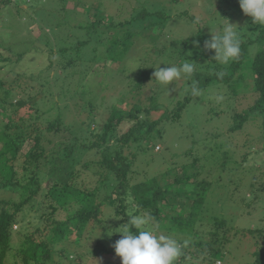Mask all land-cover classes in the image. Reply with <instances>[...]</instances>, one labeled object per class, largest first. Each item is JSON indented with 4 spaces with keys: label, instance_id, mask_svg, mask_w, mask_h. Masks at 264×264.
I'll return each mask as SVG.
<instances>
[{
    "label": "rangeland",
    "instance_id": "rangeland-1",
    "mask_svg": "<svg viewBox=\"0 0 264 264\" xmlns=\"http://www.w3.org/2000/svg\"><path fill=\"white\" fill-rule=\"evenodd\" d=\"M197 15L207 24L198 32L193 27ZM227 21L234 28L239 27L242 41L248 44L251 55L264 44L256 39L263 27L253 24L251 17L242 12L239 0H0V54L5 57L0 60V81H7L0 88V101L16 72L32 74L33 81L24 89L26 94L21 95L32 96L39 92L41 96L36 107L26 104L16 111V116L27 122L36 108L41 121L47 123L59 115L61 131L43 133L45 150L50 152L61 143L73 147L63 170L73 172L71 182L79 188L93 189L99 173L107 174L109 183L95 196L97 200L109 197L100 207L99 217L104 224L89 221L81 232L72 227L62 239L53 242V231L45 226L55 220H65L71 208L78 204L70 206L69 203L68 209L56 211L48 220L46 215H40L48 212L42 203H47L44 193L54 178L49 167L51 163L41 164L37 169L40 189L18 214L19 222L12 227L14 248L25 235L33 234L48 243L54 264H120V258L113 252L92 255L97 240L114 250L112 245L121 238V234L115 232L108 236L110 229L122 227L119 219L113 217L119 204L117 192L121 188L115 186L112 174L97 164L99 149L120 146L132 162L128 185L150 179L156 184L171 182L164 171L189 164L192 157V160L199 158L194 167L200 173L186 182L189 187L191 182L203 181V187H207L204 203L198 205L187 200L183 215L189 216L192 209L200 213L203 224L197 221L194 230L202 236L213 228V218H223L225 223L219 229V237L227 229L228 242L226 250L214 258L220 259L221 264L253 263V252L264 247V140L254 139L257 137L254 133L241 138L236 135L238 131L227 129L233 113L244 107L239 99L247 106L258 97L251 86L241 90L238 99L227 93L225 83H213L215 85L207 86V90H201L199 97H191L177 119L165 118L163 112H172L176 100L190 92L191 81L174 82L176 91L169 96L152 76L142 95L128 92L132 84L130 77L138 66L150 64L155 71L154 67L161 63L172 65L184 59L191 60L198 64V73L193 76L196 82L205 73L225 71L227 66L213 59L214 50H202L203 45L194 47L192 41L201 44L200 41L210 39V29L222 30ZM190 32L195 34L185 38ZM261 36L264 38V33ZM117 37L124 41L121 40L117 48H111ZM164 64L158 67H168ZM133 68L136 69L131 71ZM238 73L235 71L232 77H238ZM250 80L248 75L243 83L251 84ZM168 87L172 89L174 85ZM152 93L160 106L148 113V117L153 120L162 116V119L147 139L140 135L135 141L119 144L117 136L131 124L126 120L110 131L107 140L98 138L99 147H84L97 139V133L101 132L113 108L125 114L136 104H147L148 95ZM216 94H223L224 101L217 103L213 99ZM141 115L145 116L142 112ZM3 119L0 116V122L3 123ZM260 121L261 117L254 116L246 126L251 127L250 131L260 125ZM31 144L30 138L24 141L21 156L15 163L13 179L18 185L13 189L0 186V198L21 199L20 185L27 181L33 169L30 165L24 166L22 155ZM193 170L188 168V172ZM179 173L185 177L187 171ZM126 192V216L129 217L135 207H132L129 191ZM178 200L179 207L182 195ZM170 209L168 212L172 213ZM183 233L187 235L189 231ZM19 258L15 251L14 256H8L7 262L20 264ZM206 263L204 254L196 255L190 250L181 262Z\"/></svg>",
    "mask_w": 264,
    "mask_h": 264
},
{
    "label": "trees",
    "instance_id": "trees-1",
    "mask_svg": "<svg viewBox=\"0 0 264 264\" xmlns=\"http://www.w3.org/2000/svg\"><path fill=\"white\" fill-rule=\"evenodd\" d=\"M6 1L9 2V0ZM263 33L264 27L260 30L259 37L256 38L262 44L264 43V38L261 36ZM121 40L124 41V38L117 37V39L112 42V47H110L117 48ZM200 43V45L204 44L203 41H200ZM4 58L5 57H2L0 54V60ZM237 70L239 71L238 77L233 78L232 74ZM152 71L153 68L150 64L138 66L137 70L134 71V76L130 77L129 81L132 84L128 92L130 94L133 92L142 95L145 92L147 82L154 76ZM222 72H224L223 78L217 76L218 72L216 71L215 73H205L199 77L197 86L201 90H207V86L215 85L213 83L217 84V82L220 81L219 83H225L222 84L228 89L229 92L227 93L238 96V99L241 98L240 95H238L241 90H244L248 85L251 86L252 92H255L258 97L252 104H248L247 106L242 104V101L239 99V104L244 107L233 113V120L228 125L227 129L229 131H238L236 135H240L241 138H244V136L247 137L249 133H254L253 135L257 136L254 139L263 141L264 44L258 47L254 54L251 55L248 44L242 41L239 59L227 65L226 70ZM248 75L251 76V84H244L243 80ZM13 76L9 87L4 89V96L0 101V116L4 118L3 123L0 122V178L2 179V181H0V186L2 188L13 189L18 185L13 179V175L16 173L14 169L15 163L21 156L22 144L29 138L32 140V144L22 157L24 166L30 165L33 169L27 181L23 185H20L21 199L19 201L0 198V264H9L7 258L8 256H14L15 251L20 255V264H46V262L54 264L55 262L50 258L48 243L42 239L35 238L33 234L25 235L23 240L18 244V247L14 248L12 245L14 239L12 227L15 223L19 222L18 214L36 197L35 195H37L40 189L37 169H39L41 164H48L50 162L51 165L49 167L51 175L54 177L53 182L47 187L44 193V198H47V203H42L43 209H47L48 212H42L40 215H46L48 220V217L56 211L68 209L69 203L70 206L74 203L78 204V207L71 208V213L65 220H55L51 222L50 226H45V228L53 231V242L62 239L72 227L78 232H81V228L88 224L89 221H93L100 225L104 224L102 218L99 217V214H101L100 207L107 203L105 199H109V197L104 196L102 199L97 200L95 196L109 184L108 177L105 173H99V178L95 185L96 187L94 186L91 190L81 189L71 182L73 172L71 170L65 172L63 168L67 162L66 159L73 151V147L61 143L57 148L48 152L45 150V146L42 145L43 133L45 131L54 132V134H58L61 131L59 115L56 119L43 123L41 121V114L38 113L35 108L33 109V113L27 117V122L23 117L18 118L16 116V111L26 104L32 108L36 107L41 93L37 92L32 96L21 95L26 94L24 89L27 88L30 81H33L34 77L32 74L27 75L20 72H16ZM5 82L0 81V88L4 87ZM23 82L25 83L23 84ZM18 93H20V95H17ZM191 97L189 92L183 99H177L171 113H167L166 111L163 112L165 118H179L181 110L190 101ZM147 101V104H136L132 106L125 114H122L117 108H113L106 122L101 126V132L97 133V139L84 147H86V149L99 147L100 142L98 138L107 140L110 131L116 129L120 123L126 120H130L131 124L117 136L119 144H128L130 141L137 140L140 135L147 139L149 136L148 134L154 130L155 126L162 119V116L153 120L148 117V113L158 109L160 106L158 102H156V95L153 93L149 94ZM141 112L145 114L144 117H142ZM254 116L261 117L260 125L249 131L251 127L246 126V123L251 121ZM99 152L100 158L97 160V164L106 172H110L115 179V186L121 188V190L117 192L119 204L118 208L115 209L114 216L122 215L120 216L121 219H119L122 225L127 223L130 219L126 216L128 205L125 202L128 195L126 191H129L133 200L131 202L132 207H135L133 214H139L141 210L151 213L156 218L161 228L167 233L175 234L178 238H189L191 240V246L188 250L196 255L204 254L208 261L206 264H216L215 262L217 260H219L218 264H221L220 259L214 258V256L222 250H226L224 247L228 242V230H224L221 237H219V229L224 226L225 220L223 218H213V228L210 229V233L208 232V234L202 236L201 234H197V231L194 230L197 221L203 224V221H201L199 217L200 213L192 209L189 212V216L185 217L183 215L184 205L187 204V200L189 203L192 201V203L198 205L204 203L205 190L207 187H203V181L191 182L189 187L187 186L188 181L186 182L188 178H195L197 173H200V171L194 167V163L200 161L199 158L195 157L192 160V157L189 164H184V166H180V168L175 167L166 173L164 171L165 176H167L168 180L171 182L166 180L163 184H156L154 179H150L128 185V174L132 168V162L128 155L123 154L120 146L114 149H109L108 146H104L102 149H99ZM189 167L194 170L188 172ZM185 171H187L185 177L179 176L181 174L179 172L184 173ZM202 189H204V191L200 193ZM171 193H174L175 196ZM179 195H182L183 200H180L178 207L177 202L179 201ZM169 208H171L170 210H172V213L168 212ZM204 228L206 231L207 227ZM131 230L135 231L134 228ZM184 230H188L189 234H184ZM195 235L198 236L195 237ZM201 237L208 240L204 241ZM108 252H113L115 254L113 249H108L101 241L97 240L92 249V255ZM253 256L254 261L252 264H264V247L259 251H254Z\"/></svg>",
    "mask_w": 264,
    "mask_h": 264
},
{
    "label": "clouds",
    "instance_id": "clouds-1",
    "mask_svg": "<svg viewBox=\"0 0 264 264\" xmlns=\"http://www.w3.org/2000/svg\"><path fill=\"white\" fill-rule=\"evenodd\" d=\"M239 7L246 16L251 17L253 24L264 27V0H239ZM204 25L207 24L202 23L201 17L197 15L193 20L195 30L198 32ZM210 31L211 38L204 41L202 50H214L213 59L225 66L238 60L242 43L239 27L234 28L227 21V26L222 30ZM193 34L195 33L190 32L185 38ZM192 43L194 47L200 48L199 41L194 40ZM159 65L154 67V80L169 96L176 91L174 82L181 79L191 81L188 90L193 98L201 95V89L193 79L194 74L198 73L196 62L184 59L179 64H164L168 65L166 68H160ZM217 76L223 78L224 72L217 73ZM169 84L174 85V88L169 89ZM213 99L221 103L225 97L223 94H216ZM128 216L130 219L127 223L110 229L111 234H108L109 237L114 232L121 234V238L112 245L115 255L120 258V264H181L182 259L187 257V250L191 246L189 238H178L175 234L167 233L149 212ZM113 217L121 219L119 215ZM133 228L135 231L131 230Z\"/></svg>",
    "mask_w": 264,
    "mask_h": 264
}]
</instances>
